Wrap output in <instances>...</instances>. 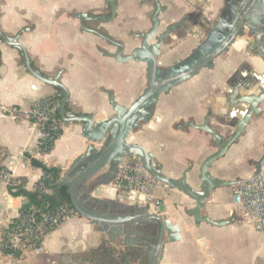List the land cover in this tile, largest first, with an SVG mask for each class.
I'll return each mask as SVG.
<instances>
[{"label": "crops", "instance_id": "0c3cea01", "mask_svg": "<svg viewBox=\"0 0 264 264\" xmlns=\"http://www.w3.org/2000/svg\"><path fill=\"white\" fill-rule=\"evenodd\" d=\"M240 0H160L159 32L168 33L160 47L161 67L177 69L200 58L206 59L216 48L210 36L214 27L224 28L231 21L230 10ZM92 15L108 13L106 0H0V31L9 36L20 33L34 65L47 76L60 74L59 81L70 94L67 109L73 114H90L96 121L115 116L114 100L131 106L149 85L148 66L141 61H117L111 54L117 47L104 38L85 30L76 13ZM154 12L146 0H117L116 17L111 21L92 20L88 26L126 43L125 54L138 44L136 34L148 29ZM247 38L252 41L253 37ZM249 46V45H248ZM239 39L227 51L218 55L210 65L202 67L160 94L146 121L131 132L130 142L143 144L152 152L157 166L172 178H180L187 170L188 182L197 178L202 162L218 148L210 134L190 125L203 124L210 116V127L226 138L234 127L230 122L232 110L228 105L237 87L253 86L264 74L262 62L250 54ZM183 64V65H182ZM264 86V84H263ZM63 91L30 74L18 50L0 40V167L14 163V181L36 190L44 175L34 167V159L48 167L61 169V177L72 162L85 152L90 141L82 134V124L63 122L62 132L53 148L42 156L36 150L35 130L23 113L14 117L8 108H31L41 99L61 98ZM61 103V100H60ZM261 112L252 117L245 133L224 157L210 168L213 176L237 181L256 175L258 161L264 155V101ZM248 106L245 105L244 109ZM106 170L100 174L105 173ZM72 174V173H71ZM78 184L81 192L86 185ZM154 199L143 205L119 195L113 178L106 184H95L82 193L89 209L109 213L110 217L130 213L164 214L178 223L181 238L168 242L164 235L162 255L158 264H264V233L243 221L238 203L234 201V186L214 190L206 200L201 214L213 220H228L222 226L207 222L196 224L186 213L195 201L178 189L155 181ZM22 196H12L0 180V238L1 221L13 216L25 202ZM160 204L157 206L156 202ZM166 207L164 213L159 207ZM148 210V211H146ZM111 224L95 222L77 216L56 228L44 242L40 254L11 256L0 246V264H150L149 251L156 244L158 226L150 219L134 221L135 232L121 234ZM110 226V227H109ZM128 230L127 225H123ZM148 234V236H146Z\"/></svg>", "mask_w": 264, "mask_h": 264}, {"label": "water", "instance_id": "95a60500", "mask_svg": "<svg viewBox=\"0 0 264 264\" xmlns=\"http://www.w3.org/2000/svg\"><path fill=\"white\" fill-rule=\"evenodd\" d=\"M106 1L110 7L108 15H92L86 12H78L76 13V17L80 20L85 30L104 38L117 47V51L111 54L117 61L127 62L133 60L145 62L148 66L149 76L152 78L149 79V85L143 94L129 107L117 103L111 94V104L116 114L106 120L96 121L90 114H73L67 109L70 94L66 86L59 81L60 74L50 77L43 73L31 61L26 47L20 42V33L25 29L15 36H9L0 31V40L20 52L24 66L30 74L38 80L55 88H60L63 91L59 107V113L63 122L67 124L71 122L82 124V134L90 141L85 152L72 162L69 170L59 180V184L68 187L73 208L87 219L111 224V230L119 231L121 234L128 233L129 231L135 232L134 221L137 219L146 218L153 220L158 226V238L156 244L152 246V250L148 253L150 264H158V260L162 255V247L165 243V233H168V242H175L181 238L178 223L168 219L164 214L148 212L132 215L127 213L125 214L126 216H118L116 218L110 217L109 213L106 212L103 216L100 215L99 210L89 209L87 207V200H83L81 195L84 192H89L90 188L95 184L102 185L110 182L124 158L139 157L144 168L156 182L164 183L173 189H178L195 201L194 207L186 210V213L194 218L196 224L207 222L214 226H222L229 222L228 220H213L201 214L206 200L214 190L222 187H233L238 181H227L217 178L212 175L210 168L214 162L224 157L229 148L245 133L252 117L262 111L259 104L264 101V74L260 78L257 77L253 86L245 87L248 90L247 94L240 93L237 87L231 93L228 105L232 108L235 107L230 112L233 119L228 123L224 122L221 118L218 119L219 123L235 128L228 138L210 127V114L205 118L203 124H188L210 134L212 141L218 148L215 153L208 156L202 162L198 177L192 179V183L196 184V187L188 182L187 173L189 170L184 172L180 178L167 176L162 172V168L157 166L154 154L148 151L143 144L130 142L129 137L131 132L140 126L141 121L147 120L160 94L168 92L172 86L196 74L202 67L210 65L218 55L227 51L238 39L244 43L246 49L250 50V54H256L257 58L262 62L264 70V0H240L229 11L231 14L229 24L224 28L215 26L213 32H211L209 40L211 45H216L213 52L206 59L201 60L197 58L185 66L171 69L170 75L166 79H157V74L159 73L157 57L160 55V47L163 41L168 37L167 32H159L160 21L158 15L161 10L160 2L154 0L156 9L152 17L153 26L151 30L141 34L142 42L139 47L125 54L124 44L114 40L109 34H105L87 24L88 21L92 20L111 21L116 17V0ZM248 35L253 37L252 41L247 38ZM245 105L248 106L247 109H244ZM263 158L264 155L258 161L256 175L260 171ZM104 170L106 172L100 174ZM88 181L91 182L79 192L77 185L87 183ZM129 198L134 200V191L130 192ZM234 201L236 203L240 201L238 195L234 196ZM165 209L166 207L161 205L158 210L160 213H164ZM124 224L127 225L128 230H124Z\"/></svg>", "mask_w": 264, "mask_h": 264}, {"label": "built area", "instance_id": "2783aa9c", "mask_svg": "<svg viewBox=\"0 0 264 264\" xmlns=\"http://www.w3.org/2000/svg\"><path fill=\"white\" fill-rule=\"evenodd\" d=\"M59 107V101L48 97L39 100L27 110H22L18 106L8 108V113L14 117L23 113L34 128L37 147L36 150L30 151L33 155L42 156L48 153V149L60 136L63 120L59 116ZM16 160L18 158H12L8 165L0 167V180L8 187L17 183L14 181ZM45 177L44 174L36 189L46 190ZM155 184L154 178L144 168L139 157L124 158L113 178V185L121 197L131 201L129 194L134 191L135 198L132 201L143 205L151 204L154 199ZM234 194L240 198L238 205L243 221L264 233V158L257 175L237 181ZM159 204L157 201L156 205ZM21 206L15 215L7 216L1 221V248L11 256L42 253L44 242L56 228L80 216L74 208L66 205L51 207L47 204L41 211H20Z\"/></svg>", "mask_w": 264, "mask_h": 264}, {"label": "trees", "instance_id": "16d2710c", "mask_svg": "<svg viewBox=\"0 0 264 264\" xmlns=\"http://www.w3.org/2000/svg\"><path fill=\"white\" fill-rule=\"evenodd\" d=\"M55 99L59 102L61 100L59 97L58 99ZM52 148L53 146L49 148L47 152H49ZM32 164L34 167H38L43 170L46 176L44 178L46 190L36 189L34 191H29L23 186V181L9 186L8 190L12 196H22L26 199L22 204L20 211H41L46 208L47 204L51 207L66 205L73 208L68 187L66 185L59 184L61 169L57 167H48L42 161L36 159L32 161ZM2 251L5 254H9V252L5 249H2ZM15 257L18 256L15 255Z\"/></svg>", "mask_w": 264, "mask_h": 264}, {"label": "flooded vegetation", "instance_id": "af4514ba", "mask_svg": "<svg viewBox=\"0 0 264 264\" xmlns=\"http://www.w3.org/2000/svg\"><path fill=\"white\" fill-rule=\"evenodd\" d=\"M147 2H152V4L154 5V11H155V9H156V5H155V2H154V0H146ZM159 2H160V0H158ZM108 3V2H107ZM116 5H117V0H116ZM160 7H161V10L160 11H162V9H163V7L161 6V2H160ZM109 11H110V7H109V4H108V13L106 14V15H108L109 14ZM153 14H154V12H153ZM153 14H152V17H153ZM152 26H153V22H152V18H150V26L148 27V29H146V30H143L142 32H138L135 36H136V38L138 39V44H137V46H135V47H133L132 49H134V48H137V47H139L140 46V44H141V42H142V38H141V34H144V33H147V32H149L150 30H151V28H152ZM164 33V32H163ZM168 38V37H167ZM166 38V39H167ZM165 39V40H166ZM164 42V41H163ZM122 44H124V46H125V50H126V48H127V44L126 43H122ZM163 44V43H162ZM162 46V45H161ZM131 49V50H132ZM160 56V55H159ZM159 56L157 57V68H158V70H159V73L157 74V79H166V78H168V76L170 75V68H164V67H161V63L159 62ZM183 65V64H182ZM148 79H152L150 76H148Z\"/></svg>", "mask_w": 264, "mask_h": 264}]
</instances>
